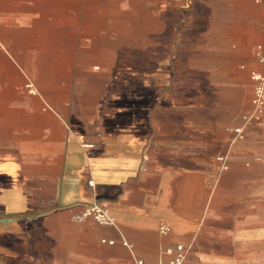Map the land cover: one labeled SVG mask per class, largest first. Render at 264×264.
Here are the masks:
<instances>
[{
  "label": "crops",
  "instance_id": "1",
  "mask_svg": "<svg viewBox=\"0 0 264 264\" xmlns=\"http://www.w3.org/2000/svg\"><path fill=\"white\" fill-rule=\"evenodd\" d=\"M260 46L257 0H0V264H264Z\"/></svg>",
  "mask_w": 264,
  "mask_h": 264
},
{
  "label": "built area",
  "instance_id": "2",
  "mask_svg": "<svg viewBox=\"0 0 264 264\" xmlns=\"http://www.w3.org/2000/svg\"><path fill=\"white\" fill-rule=\"evenodd\" d=\"M264 5V0H257ZM258 59L264 64V53L262 47L258 50ZM252 78L255 81L254 84V96H253V112L247 117V121L260 120L261 114L264 112V69L262 71L253 70ZM32 86V83H29ZM93 185V181H90ZM86 217H93L98 222L104 224H115V220L110 214L109 209L100 203H94L86 206L81 213L76 215L75 219H83ZM162 231L166 232L167 227L163 226ZM191 250L190 244L178 243L175 247H170L166 250L171 255L169 264H184L189 252ZM142 264L141 260H138Z\"/></svg>",
  "mask_w": 264,
  "mask_h": 264
}]
</instances>
